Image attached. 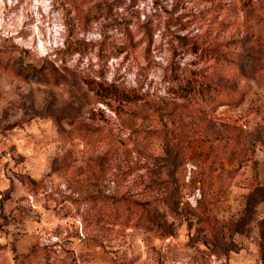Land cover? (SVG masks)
<instances>
[{
	"label": "rangeland",
	"instance_id": "1",
	"mask_svg": "<svg viewBox=\"0 0 264 264\" xmlns=\"http://www.w3.org/2000/svg\"><path fill=\"white\" fill-rule=\"evenodd\" d=\"M0 264H264V0H0Z\"/></svg>",
	"mask_w": 264,
	"mask_h": 264
}]
</instances>
